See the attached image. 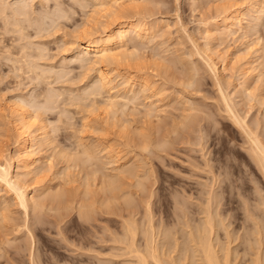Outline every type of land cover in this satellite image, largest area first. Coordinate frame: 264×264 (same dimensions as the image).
<instances>
[{
    "label": "rangeland",
    "instance_id": "obj_1",
    "mask_svg": "<svg viewBox=\"0 0 264 264\" xmlns=\"http://www.w3.org/2000/svg\"><path fill=\"white\" fill-rule=\"evenodd\" d=\"M57 1L0 0V164L3 162L2 165H6L11 157L12 163H9L12 166V176L21 175L24 171L26 176L23 173L18 176L22 177L20 184L22 183L23 187L28 186V189L26 187L24 189L30 192L27 191L29 197L30 194L39 195L40 199L37 197V200H41L37 209L35 203L30 201V207L26 212L16 202L14 191L9 189L8 193V189H5L0 182V188L5 189L4 192L0 190L2 207L0 213L4 212L3 216L0 214V264H135L133 259L119 257L122 246L115 243L117 234L121 235L122 232L120 217L122 214L127 215L126 199L122 198L130 192L127 197L131 198L129 201L132 207L137 208H133L135 219L138 222L146 221H144L146 215L143 207L146 201L151 200L150 209L156 226H161L163 230L169 229L172 238L175 239L172 241L177 240L179 243L183 242L184 235L189 231L185 225L189 223L194 227L204 221V210L211 204L210 200L213 201L209 210L212 211L218 224L217 241L219 240L222 245L221 248L216 246L219 255L223 257L229 251L231 264H255L254 261L259 254L263 259L260 264H264V175L256 164L254 155L256 147H253L255 143L253 144L252 141L256 129L254 133L257 132L260 136L256 135L263 141L258 138L264 149V58H262L264 50L261 51L264 49V15L259 13L264 11V0L126 1L125 5L137 6L136 10H141L142 13L147 9L143 15L134 12L129 14L133 17L135 15L138 20L143 18L142 23L150 27L152 33L149 32L146 42L142 40L143 43L133 35L134 38L132 37L133 40L129 42L128 48L122 51L127 53L125 56L127 58L123 59L130 61L132 58L134 61L125 63L121 58L122 63L118 62V65L114 63L102 66L103 71L113 80L110 86L111 94H119L116 103L114 102L115 110L112 104L109 106L110 109L107 108L110 95L106 91L105 94L103 92V95L101 94L102 97H108H105L106 107L100 102L104 98L100 100L101 96L99 98L96 95L95 97L98 98L96 100L94 95H90L98 82L93 80L95 66L90 70V64L83 58L73 61L76 54L71 44L73 35L76 34L74 30L78 34L82 30L95 29L96 32L93 31L95 34L91 33V30L90 35L94 34L93 36L97 37L103 35V31L113 28L114 21L104 24L106 22V17L103 18L104 14L100 12L97 14L99 9L97 10L91 3L88 4L89 6L86 5L84 0H79L80 5L73 6H63L60 4L61 0L59 4ZM86 6L88 7L85 8ZM21 7L22 9L25 7L23 11L28 13L25 17L20 15ZM63 10L65 14L63 18L57 19L52 16L54 13L59 15ZM234 10L244 14L241 30L236 26L232 29L233 33H228L227 36L221 35L224 27L221 23L223 12H234ZM130 15L117 22L126 18L135 20ZM258 15L263 18L260 19L261 23L257 21ZM102 26L108 28L103 30ZM253 27L255 28L252 29ZM39 47L43 53L40 52ZM127 51H130V55ZM211 64H214L212 68H216L211 69L217 70L215 75L214 71L212 73L209 69ZM224 65L226 71L223 69ZM36 70L38 74H34ZM122 76L135 77V85L138 88L140 87L138 81L145 78L149 80L148 83L153 90L144 92L134 87L135 91L139 92L138 97L134 100L128 99V101L127 98L124 100L126 84H123ZM260 77H263L261 81ZM216 78L221 81H217ZM85 89L89 92L86 93ZM142 91L143 94H140ZM85 94L89 95V98L86 97L89 101H85L87 100ZM51 95L57 98L53 100ZM78 96L85 99H77ZM129 96L133 97L132 93ZM226 96L230 98L227 101ZM42 97L47 99L43 101ZM137 99L138 103L135 102ZM20 100L27 102L23 108L32 114L28 112V115L32 117L34 115L35 118L31 121L30 132L33 136L40 135L33 149V159H36V163L31 175L24 169H18L22 144L12 111L23 105L20 104ZM154 100L155 104L149 109L156 111L159 108V110L157 114L154 112L157 117L153 119L152 111L150 112L152 115L148 116L147 106ZM155 105L156 107L153 108ZM229 105L236 109L234 107L230 109ZM232 109L237 110L235 112L239 114L235 116ZM229 112L240 118L241 122L244 118L245 122L250 123L248 127L251 128L246 127L247 130L244 131L242 127L236 125L238 119ZM112 114H116L115 117ZM229 114L232 115V120ZM82 118H85L84 121ZM42 126L47 127L37 132L36 129ZM120 126L125 127L126 130ZM246 131L249 133L247 134ZM45 132L48 138L44 135ZM42 142L45 144L43 145ZM106 145H111L115 152L101 151ZM85 149H90L93 156L98 155L94 156L92 165L84 154ZM99 159L103 160L104 165L110 164L104 167ZM123 165L128 166L127 168L131 167L130 169L142 178L145 190L136 186L137 178L134 176H125L124 186L122 184L124 187L122 190H125L119 191V196L117 190L113 192L114 195L116 194L114 196L106 188H101L100 174L94 175L95 171L99 168L109 176L116 175L117 168ZM96 176L100 178V182ZM89 178L95 181L89 183ZM22 180L26 183L23 184ZM93 182L96 183V187L93 186ZM83 186L87 193L82 190ZM98 190L101 192L99 193ZM53 193L61 197L59 202L52 199ZM108 193L109 203L106 202L109 199ZM42 194L45 195L43 198ZM150 194H152L151 198H147ZM209 194L213 195H211L213 200L208 196ZM117 197H120L118 201ZM104 198L106 203H103ZM12 199H15V204ZM42 201L45 208L42 207ZM57 206L61 208L59 211ZM78 208L81 210L78 211ZM82 210L84 212L80 213ZM89 210L90 213L93 212L91 215ZM86 212L89 217L84 219ZM26 213L29 214L26 216ZM88 219L90 220L87 221ZM31 228L37 230L33 229L34 232ZM177 252L172 254L176 260L179 257ZM188 263V261L183 262V264Z\"/></svg>",
    "mask_w": 264,
    "mask_h": 264
},
{
    "label": "bare ground",
    "instance_id": "obj_2",
    "mask_svg": "<svg viewBox=\"0 0 264 264\" xmlns=\"http://www.w3.org/2000/svg\"><path fill=\"white\" fill-rule=\"evenodd\" d=\"M85 2H86V5H88L89 3H91V4H93L96 8H97V10H98V13L97 14H99V12L100 13H102V15H103V18H105L106 17V22H104V24H107V22H113L114 21V27L112 28H109L110 30H108V31H103L102 33H104L103 35H101L100 33V35L99 36H93L94 34H95V32H96V30L94 29V30H92V32H91V30L89 29V31L86 29V30H82L81 31V33H78L77 34V31H75L74 30V32H76V34L75 35H73V40H71L72 42H71V44H72V50L75 52V54H76V56L74 57V59L75 60H73V61H77L78 59H85V61H86V59H87V62H88V64H90L89 66H90V70H92L93 68H94V66H95V69H93L94 71H95V73H94V76H93V80H96V81H98V82H96V81H94V82H96L97 84L95 85V84H93V85H95L94 87H93V90H92V92H91V96H93L94 95V97L97 95V97H99L100 98V96H101V98H100V100L102 99V98H104V100L102 99L100 102H101V105L103 106V107H106L105 105H107V108H109V106H111V104H112V107L114 108V110H115V106H116V102H115V100H117L119 97H118V95H114V94H111V88H110V86L113 84V80L109 77V74H107V73H105L104 71H103V69H102V66L103 65H105V64H117L118 62L120 63L121 61H122V59L123 58H127V57H125V56H127L124 52L122 53V51L123 50H126V48H128V45H129V42H131L133 39H132V37H133V35L136 37V38H138L139 40H144V42H146L145 41V39H147L148 38V36H149V32L151 31V30H149V28L147 27V25L144 23H142V20H143V18H142V20H141V18H139L140 20H138V19H136L135 18V15H134V17H133V15H130L129 13H132V12H134L135 14H141L142 13V11L140 10V11H138V10H136V8H137V6L135 7H133V6H127V5H125V3H126V1H133V0H84ZM58 2V4H59V0L57 1ZM81 1H79V0H61V3L60 4H63V6L64 5H66V6H68V5H70V6H73V5H80L81 3H80ZM83 2V1H82ZM84 2V3H85ZM83 3V4H84ZM264 3V2H263ZM264 5V4H263ZM27 6V5H26ZM69 6V7H70ZM81 6H85V5H81ZM89 6V5H88ZM88 6H86L85 8H87ZM59 7H61V5L60 6H58V9H59ZM68 7V8H69ZM94 7V10L96 9ZM7 8V7H6ZM11 8V7H10ZM9 8V9H10ZM25 8V7H24ZM23 8V9H24ZM140 8V7H139ZM262 8V7H261ZM23 9H22V7H21V12H20V15H24V16H22V17H25L26 16V14H28V13H26V12H24L23 11ZM82 9H84L83 7H82ZM138 9V8H137ZM140 9H142V8H140ZM259 9V8H258ZM264 9V8H263ZM20 10V9H19ZM19 10H16V11H18L19 12ZM62 10V9H61ZM73 10V9H72ZM93 10V11H94ZM97 10H96V12H97ZM256 11H257V9H255ZM259 10H261V9H259ZM258 10V11H259ZM147 11V9H144V12L142 13V15L145 13ZM55 12H57V11H55ZM64 12V10L61 12L60 11V14L58 15V14H53L52 16L53 17H56L57 19H61V18H63L64 16H65V14L63 13ZM52 13V12H51ZM67 13V12H66ZM256 13V12H255ZM259 13H261L262 15H264L263 13H264V11H263V13H262V11L260 12L259 11ZM16 14V13H15ZM68 14H69V12H68ZM19 15V14H18ZM127 15H130L131 16V18L133 17V19L135 18V20H132V19H129L128 18V20H127V18H126V20H124V21H121V22H117V20H122V18H125V17H127ZM261 15V16H262ZM49 16V15H48ZM48 16H46V17H48ZM50 16H51V14H50ZM243 16H244V14H241L240 12H238V11H235L234 10V12H228V11H225V12H223V15H222V18H221V23H223V25H224V27H222L223 28V30H222V32L220 33L221 35H224L225 36V34H226V36H227V34L228 33H231L233 30L232 29H234L233 27H235L236 28V26L241 30V28H242V25H241V22H242V18H243ZM18 17V16H17ZM142 17V16H141ZM144 17V16H143ZM258 17H259V15H258ZM50 18V17H49ZM66 18H68V17H66ZM70 18V17H69ZM138 18V17H137ZM257 18V17H256ZM55 19V18H54ZM56 19V20H57ZM260 19H263L262 17H259V19L257 18V21H258V23H261L260 22ZM50 20V19H49ZM255 20V19H254ZM253 20V21H254ZM256 21V22H257ZM20 22V21H19ZM19 22H17L16 23V25H18V23ZM50 22H51V20H50ZM57 23V22H56ZM56 23H54V25L56 24ZM255 23V22H254ZM257 23V24H258ZM14 24H15V22H14ZM21 24V23H20ZM110 24V23H109ZM15 25V26H16ZM22 25V24H21ZM53 25V24H52ZM102 25H103V23H102ZM111 25V24H110ZM254 24H252V26H253ZM256 25V24H255ZM260 25V24H259ZM20 26V25H19ZM51 26V25H50ZM112 26V25H111ZM251 26V25H250ZM17 27V26H16ZM20 27H22L21 29H23V26H20ZM55 27V26H54ZM57 27V26H56ZM85 27V26H84ZM106 27L108 28V26H102L101 28H103V30H105L106 29ZM15 28V27H14ZM82 28H83V26H82ZM81 28V29H82ZM151 28H153V26L151 27ZM255 27H253L252 29H254ZM37 29H38V27H37ZM41 29H42V27H41ZM85 29V28H84ZM19 30V29H18ZM23 30H25V29H23ZM22 30V31H23ZM79 30V29H78ZM17 31V30H16ZM44 31V30H43ZM93 31H95V32H93ZM235 31V30H234ZM237 31V30H236ZM256 31V30H255ZM39 32V31H38ZM88 32V33H87ZM90 32L91 33H94V34H91L90 35ZM36 33H37V31H36ZM41 33V32H40ZM150 33H152V32H150ZM233 33V32H232ZM96 35H98V33L96 34ZM220 35V36H221ZM223 37V36H222ZM134 38V37H133ZM220 38V37H219ZM72 39V38H71ZM152 39V38H151ZM224 39V38H223ZM135 40V39H134ZM222 40V39H221ZM137 41V40H136ZM140 41H138V43H139ZM258 42V41H257ZM137 43V44H138ZM142 43H143V41H142ZM145 44V43H144ZM131 45H132V43H131ZM139 45V44H138ZM146 45V44H145ZM144 45V46H145ZM139 46H141V45H139ZM41 47H39V49H40ZM139 48V47H138ZM37 49V48H36ZM137 49V48H136ZM42 49H40V52H42L41 51ZM131 50V49H130ZM261 50V49H260ZM264 49H262L261 51H263ZM136 51V50H135ZM139 50L137 49V52H138ZM261 51H260V57H262V53H261ZM33 52V51H32ZM119 52V53H118ZM128 52V51H127ZM264 52V51H263ZM43 53V52H42ZM129 54L128 55H130V51L128 52ZM135 52H133V54H134ZM27 54H28V52H27ZM74 54V55H75ZM125 54V55H124ZM24 55H25V53H24ZM34 55V54H33ZM37 55H38V52H37ZM135 55H137V53L135 54ZM135 55H134V57H135ZM140 55V54H139ZM138 55V56H139ZM30 56H32V55H30ZM39 56L40 55H38V58H39ZM25 57V56H24ZM36 57V56H35ZM132 57V54H131V56H130V58ZM30 58H32V57H30ZM41 58H43L42 57V55H41ZM73 58V57H72ZM122 58V59H121ZM139 58V57H138ZM262 58H264V57H262ZM128 59H129V57H128ZM34 60V59H33ZM35 60H37V59H35ZM121 60V61H120ZM123 60H125V63H127L129 60H127V59H123ZM133 59L131 58V60L130 61H132ZM135 60H136V58H135ZM31 61H32V59H31ZM72 61V60H71ZM81 61H84V60H81ZM80 61V62H81ZM127 61V62H126ZM129 61V62H130ZM134 61V60H133ZM17 62V61H16ZM87 62H85L86 64H87ZM124 62V61H123ZM128 62V63H129ZM136 63H137V61H135ZM139 62V61H138ZM15 63V62H14ZM26 63H28V62H26ZM75 63V62H74ZM122 63V62H121ZM30 64V63H29ZM29 64H28V66H29ZM37 66L39 65L38 63H35ZM81 64H82V62H81ZM86 64H83V66H86ZM137 64H139V63H137ZM224 64V63H223ZM32 65V64H31ZM91 65L93 66V67H91ZM118 65V64H117ZM208 65V64H207ZM212 65H214V64H211V66H210V68L209 69H211L212 68ZM31 67V66H30ZM97 67V68H96ZM208 67V66H207ZM215 67V66H214ZM226 66L224 65V70L226 71L227 70V68H225ZM35 67H33V69H34ZM37 68H39V67H37ZM86 68V67H85ZM92 68V69H91ZM32 69V68H31ZM30 69V70H31ZM36 69V68H35ZM212 69H216V68H212ZM211 69V70H212ZM223 70V71H224ZM252 70L253 71H255V69L254 68H252ZM35 71V70H34ZM213 71L214 70H212V73H213ZM216 71L217 70H215L214 71V75L215 74H217L216 73ZM92 72V71H91ZM51 73V72H50ZM34 74H38L37 73V70H36V73L34 72ZM48 74H49V71H48ZM42 75V74H41ZM40 75V76H41ZM119 76V75H118ZM258 76H259V74H258ZM263 76V75H262ZM39 77V76H38ZM42 77V76H41ZM254 77V76H253ZM59 78H61V77H59ZM122 78V80L124 81V83L123 84H126V89H125V96H123V95H121V97L123 96V97H125V99L124 100H126V98H127V100L128 99H132V100H134V99H136L137 97H138V95H137V93H139L138 91H141V90H143L144 92H148V90L149 91H152L153 89H151V85L148 83V81H147V79L145 80V78H144V80H139L138 81V79H137V81H138V85L140 86L139 88L135 85V83H136V81H135V77L133 78V76L132 77H126V76H122L121 77ZM142 78V77H141ZM257 78V77H256ZM261 79H260V81L262 80V78L263 77H260ZM39 79V78H38ZM92 79V78H91ZM140 79V78H139ZM217 79V78H216ZM258 79H259V77H258ZM44 80V79H43ZM122 81V82H123ZM217 81H219L218 79H217ZM221 81V80H220ZM219 81V82H220ZM259 80H257V82H258ZM259 81V82H260ZM93 82V83H94ZM256 82V83H257ZM191 83V82H190ZM218 85H220V83L218 84ZM217 85V86H218ZM242 86V85H241ZM89 87H90V85H89ZM92 87V86H91ZM134 87H137L138 89H140V90H138L137 92L135 91V89H134ZM243 87H244V84H243ZM242 87V88H243ZM245 88V87H244ZM87 89V88H86ZM86 89L84 90L85 92H86ZM90 90H91V88H89ZM88 89V90H89ZM220 89V88H219ZM221 89H223V88H221ZM220 89V90H221ZM220 90H218V91H220ZM243 90V89H242ZM246 90H247V88H246ZM104 91H106L107 93H109V95L110 96H108V97H106V98H108V103L106 104V101H107V99H105V97L103 96L102 97V92L105 94L106 92H104ZM143 91L142 92H140V94H143ZM58 92V91H57ZM87 92H89V91H87ZM86 92V93H87ZM222 92V93H221ZM220 93H221V95L223 94V91H221ZM244 92H245V90H244ZM50 93H53V92H50ZM132 93V95H133V97H130L129 95ZM243 93V92H242ZM54 94L55 95H57L56 94V92H54ZM53 94V95H54ZM102 94V95H101ZM46 95V94H45ZM44 95V96H45ZM48 95V94H47ZM53 95H51L52 97H53ZM59 95H61L60 93H59ZM59 95H58V97H59ZM86 95V96H85ZM84 96H85V98L86 97H88L89 95H87V94H85ZM127 95L130 97H127ZM140 96V95H139ZM223 96V95H222ZM221 96V97H222ZM225 96V95H224ZM262 96V95H261ZM97 97H95L96 98V100L98 99ZM143 97V96H142ZM153 97V96H152ZM227 97V98H226ZM225 97V99H226V101H227V99H230L229 98V96H226ZM43 98V97H42ZM48 98H50V96H48ZM54 98V97H53ZM55 98H57V97H55ZM55 98L53 99V100H55ZM80 99V98H82L83 100L85 99L84 97H77V99ZM89 98V97H88ZM262 98V97H261ZM47 99V97H44L43 98V101H45V100ZM51 99V98H50ZM76 98H75V101L77 100ZM87 99V98H86ZM94 99V98H93ZM143 99V98H142ZM146 99V98H145ZM149 99H150V97H149ZM257 99V98H256ZM263 99V98H262ZM95 100V99H94ZM114 100V101H113ZM132 100H131V102H132ZM140 100V99H139ZM223 100V99H222ZM259 100V99H258ZM50 101V100H49ZM48 100H47V102H49ZM56 101H57V99H56ZM85 101H89V99H87V100H85ZM85 101H83V102H85ZM102 101H104L105 102V104H103L102 103ZM129 101V100H128ZM127 101V102H128ZM150 101V100H149ZM229 101H231V100H229ZM260 101V100H259ZM262 101V100H261ZM20 102V104L22 103L23 105H21L19 108H17V110L15 109L14 111H12L13 112V114H14V117H15V123H16V129H17V131H18V137L20 138V142H21V144H22V150H21V158H20V160H19V168L18 169H24V170H26V172L28 173V174H30V173H32L33 171H34V169H33V166H35L34 164L36 163V159L34 160L33 159V154H34V147H35V145L37 144V139L40 137V135L38 134V135H36L35 134V136H33V133H31L30 132V125H31V121H32V119L33 120H35V118H34V115H33V117L31 116L32 114L28 111V110H24V105H25V102L24 101H19ZM92 102H93V100H92ZM99 102V103H100ZM115 102V103H114ZM118 102V101H117ZM135 102H137L138 103V99H137V101L135 100ZM232 102V101H231ZM27 103V102H26ZM55 103V102H54ZM94 103L96 104V102L94 101ZM93 103V104H94ZM113 103H114V105H113ZM137 103H134L135 105H140V103L139 104H137ZM162 103V102H161ZM226 103V102H225ZM18 104V103H17ZM16 104V105H17ZM29 104V103H28ZM48 104V103H47ZM85 104H87L86 102H85ZM118 104V103H117ZM128 104H129V102H128ZM141 104H143V102L141 103ZM148 104V103H147ZM146 104V105H147ZM153 104H155V100H154V102H150V105H148L147 106V113L149 114H147L146 113V120H147V118H148V116H151L152 114L150 113L151 111H152V113H153V115L154 116H152L153 117V119L154 118H156L157 117V111L159 110V108L156 110V111H153V110H150L149 109V107H152V105ZM156 104H157V102H156ZM230 104V103H229ZM19 105V104H18ZM234 105V104H233ZM26 106V105H25ZM82 106V105H81ZM100 106V105H99ZM143 106V105H142ZM17 107V106H16ZM118 107V106H117ZM139 107V106H138ZM141 107V106H140ZM156 107V105L153 107V108H155ZM226 107V106H225ZM224 107V108H225ZM229 107H230V105H229ZM232 107H234V106H231L230 107V109L232 108ZM85 108V107H84ZM132 108H133V106H132ZM136 108V111H137V106L135 107ZM146 108V106H144V109ZM235 108V107H234ZM86 109V108H85ZM105 110H109V109H106V108H104ZM103 109V110H104ZM112 109V108H111ZM118 109V108H117ZM236 109V108H235ZM49 110V109H48ZM161 110V109H160ZM165 110V109H164ZM163 110V111H164ZM233 110V109H232ZM82 111H83V109H82ZM85 111V110H84ZM111 111V110H110ZM109 111V112H110ZM113 111V110H112ZM134 112H135V110H133ZM145 111V110H144ZM235 111H237V110H235ZM234 110L232 111L233 113L235 112ZM30 113L31 115H28L27 113ZM114 112V111H113ZM154 112L156 113V114H154ZM232 112H229V113H231V114H233ZM27 114L26 116H23L24 114ZM106 113H108L107 111H106ZM106 113H104V114H106ZM115 113H118V112H115ZM145 113V112H144ZM143 113V114H144ZM158 113H160V112H158ZM226 113V112H225ZM140 114V113H139ZM163 114V113H162ZM227 116H228V110H227ZM231 114H229L230 116V118H231V120H232V115ZM237 114H239V113H236L235 112V116L237 115ZM107 115V114H106ZM110 115V114H109ZM116 115V114H115ZM115 115L114 114H112V116H114L115 117ZM145 115V114H144ZM148 115V116H147ZM156 115V116H155ZM233 116H234V114H233ZM234 116V117H235ZM241 115H239V117H240ZM87 117V116H86ZM114 117H112V119L114 118ZM123 117H125V116H123ZM158 117H159V114H158ZM242 117V116H241ZM106 118V117H105ZM150 119H152L151 117H149ZM228 118V117H227ZM83 119V121H84V119L85 118H82ZM108 119V118H107ZM123 119V118H122ZM235 119H238V120H236L237 122H235L236 123V125H239L240 127H242L243 128V130L244 129H246V127L247 128H251V127H248V124H249V126H250V123H247V122H245V120H244V118H243V120H242V122H241V120H240V118H236L235 117ZM110 120H111V118H110ZM106 121V120H105ZM109 121V120H108ZM118 121V120H117ZM122 121V120H121ZM120 121V122H121ZM158 121H159V119H158ZM239 121V122H238ZM232 122V121H231ZM234 122V121H233ZM44 123V122H43ZM83 123H86V122H83ZM118 123V122H117ZM242 123V124H241ZM119 124V123H118ZM234 126H235V124H233ZM125 126V125H124ZM44 126H42V127H39L38 129H36V131L38 130L39 132H40V130H45L46 129V127L47 126H45V128H43ZM124 128L125 129V127H123V126H120V128ZM245 127V128H244ZM127 128V127H126ZM254 128V127H253ZM252 128V129H253ZM123 129V130H124ZM248 129V130H249ZM255 129V128H254ZM126 130V129H125ZM241 130V129H240ZM247 130V129H246ZM256 130V129H255ZM255 130H254V132H255ZM37 131V132H38ZM47 131V130H46ZM245 131V130H244ZM250 131V130H249ZM253 131V130H252ZM252 131L250 132V134L252 133ZM247 132V131H246ZM253 132V134L255 135H252L251 137H253L254 136V138H252V141H253V144L255 143V145L253 146V144L251 145V146H253V147H256V149L254 150V148H252V150H254V155H255V157H256V164L259 166V168L261 169V171L260 172H262V175H264V149H263V147H262V145H261V139L259 138L260 136L259 135H257V132H256V134ZM49 133V132H48ZM242 133H243V135H244V132L242 131ZM249 132H247V134H248ZM42 135V134H41ZM44 135L45 136H47V132H45L44 133ZM43 135V136H44ZM259 136V137H257V136ZM250 137V136H249ZM250 137V138H251ZM47 138H48V136H47ZM188 138V137H187ZM261 140H259V139ZM262 138V137H261ZM41 139V138H40ZM42 140V139H41ZM263 142V141H262ZM43 143V142H42ZM49 143H50V141H49ZM45 143H43V145H44ZM160 144V143H159ZM41 146H42V144H40ZM86 147H87V145H85ZM160 146H161V144H160ZM159 146V147H160ZM84 147V146H83ZM99 147V146H98ZM161 147H163V145L161 146ZM85 148V147H84ZM91 148V147H90ZM144 148H145V146H144ZM143 148V149H144ZM251 148V147H250ZM92 149V148H91ZM104 149V150H103ZM101 151H110V152H115V149H113V147L111 146V145H106L105 146V148H103ZM84 150V149H83ZM95 150H98V149H95ZM146 150H147V148H146ZM251 150V149H250ZM92 151L89 149V150H87V149H85V151H84V154L85 155H87V159L88 160H90L91 162H90V164L92 165L93 163H92V160L95 158L94 156L95 155H97V154H95L94 156H93V154L91 153ZM96 152V151H95ZM109 152V153H110ZM97 153H100L99 151H97ZM251 153V155H253V153L252 152H250ZM36 154V153H35ZM116 154V153H115ZM117 154H118V152H117ZM116 154V155H117ZM79 155V154H78ZM115 155V156H116ZM98 156V155H97ZM110 156H112L111 154H110ZM109 156V157H110ZM118 156V155H117ZM84 157H86V156H84ZM101 156H99V158H100ZM114 157V156H113ZM119 158V157H118ZM252 159H253V157H251ZM80 159V158H79ZM79 159H77V160H79ZM83 159H85V158H83ZM96 159H97V157H96ZM100 159H102V158H100ZM99 159V160H100ZM112 159V158H111ZM113 160V159H112ZM12 161V159H11V157H10V161H8V162H6V165H2L3 164V162H2V164H0V182L2 183V185H3V187H5V189H8V193H9V189L10 190H12V191H14L13 192V194L15 193V199H17V201L16 202H18L19 203V205L22 207L21 209H24L26 212H27V209L30 207L29 206V202L30 201H32V202H34L35 203V206H36V209H37V207H39V202L41 201V200H39L40 198H39V195L38 196H36V195H34V194H30L31 196L29 197L28 196V194H27V191H26V189H24V187H28V186H22L21 184H20V178L22 179V177H18L20 174V172L18 173L19 175H17L16 177H14V176H12V172H11V164L10 163H12L11 162ZM75 161V160H74ZM86 161V160H85ZM96 161L97 160H95V163H96ZM101 161V162H100ZM100 161H98V162H100V163H102V161L103 160H100ZM106 161V160H105ZM109 161V160H108ZM4 162V163H5ZM10 162V163H9ZM75 163V162H74ZM80 163V162H79ZM84 163H86V162H84ZM105 163V162H104ZM76 164V163H75ZM103 164V163H102ZM107 164H110V163H107ZM107 164H103L104 165V167L107 165ZM116 164V163H115ZM134 164V163H133ZM255 164V165H256ZM84 165H86V164H83V166ZM87 165H88V162H87ZM94 165H96V164H94ZM18 166V165H17ZM258 166H257V168H258ZM37 167V166H36ZM82 167V166H81ZM86 167V166H85ZM91 167V166H90ZM118 167V166H117ZM128 167V166H127ZM127 167H125V165H123V166H121V168H117V173H116V175H113V174H111V176H109L108 175V173L106 174V173H104L105 171H100L99 170V168L97 169L98 171H95V173H94V175H98V174H100L99 175V177L101 178V180H102V185H101V188H106V190H108V191H110L112 194H113V192L115 191V190H117L116 192L118 193L119 191H123V190H125V189H123L122 190V188H124L123 186H124V184H123V179L125 178V176H128V177H132V176H134L135 178H137V182L135 183L136 184V186L137 187H142L143 189L145 188L144 186V184H143V182L141 181V179L142 178H140V177H138V175H136V172H134V170H131L130 168L131 167H129V168H127ZM136 167H138V166H136ZM83 168V167H82ZM87 168H89V167H87ZM95 168V167H94ZM103 169V168H102ZM259 169V170H260ZM37 170V169H36ZM92 170H93V166H92ZM21 171V170H20ZM23 171V170H22ZM21 171V172H22ZM40 171V170H39ZM42 171V170H41ZM136 171V170H135ZM37 172H38V170H37ZM89 172H90V169H89ZM94 172V171H93ZM23 174H25L24 173V171L22 172ZM22 173H21V175H22ZM40 173V172H39ZM87 174H88V172H86ZM92 173V172H91ZM115 173V172H114ZM87 174L85 175V176H87ZM20 175V176H21ZM31 175V174H30ZM92 175H93V173H92ZM25 176H26V174H25ZM28 178H29V176H27ZM97 178H98V176H96ZM24 178V177H23ZM35 178L36 177H34V180H35ZM86 178H88V177H86ZM100 178H98L97 180L99 181V179ZM134 178V179H135ZM90 179V178H89ZM89 179H87V180H89ZM92 179V178H91ZM91 179L89 180V183H90V181H91ZM25 180V179H24ZM33 180V179H32ZM85 181V183H87L88 181ZM100 180V181H101ZM92 181H95V179L94 180H92ZM91 181V182H92ZM99 181V182H100ZM22 182H23V180H22ZM31 182V181H30ZM0 183V184H1ZM26 183V182H25ZM24 182H23V184H25ZM84 183V182H83ZM30 184V183H29ZM82 184V183H81ZM96 183H94L93 182V186L95 185ZM122 184H123V186H122ZM83 185V184H82ZM86 185V189H87V185H88V183L87 184H85ZM81 186V185H80ZM98 186H99V184H98ZM97 186V187H98ZM103 186V187H102ZM134 186V185H133ZM92 187V186H91ZM95 187H96V185H95ZM84 186H83V189L82 190H84ZM100 188V189H101ZM4 189V190H5ZM28 189V188H27ZM48 189V188H47ZM86 189L84 190L85 191V193H87L86 192ZM103 189V191H102V193L103 192H105V190ZM0 190H3V189H1L0 188ZM4 190H3V192H4ZM89 190V189H88ZM145 190V189H144ZM12 191H11V193H12ZM35 191V190H34ZM84 191H82V194H83V192ZM99 191V190H98ZM29 192V191H28ZM45 192V191H44ZM43 192V193H44ZM58 192L60 193V190H58ZM57 191H56V193H58ZM101 191H99V193H100ZM109 192V193H110ZM120 192V193H121ZM30 193V192H29ZM32 193H33V191H32ZM55 193V192H54ZM53 193V194H54ZM89 193H90V190L88 191V195H89ZM109 193H108V198H109ZM127 193V192H126ZM126 193L124 194V195H126ZM210 193H211V190H210ZM36 194V193H35ZM37 194H40V193H37ZM47 194V193H46ZM48 194H50V193H48ZM63 194H65V193H63ZM62 194V195H63ZM107 194V193H106ZM122 194V193H121ZM131 194V192L130 193H128V195H130ZM10 195V194H9ZM43 195L44 194H42L41 195V197L43 198ZM85 195V198H86V194H84ZM103 195H104V193H103ZM102 195V196H103ZM114 195V194H113ZM112 195V196H113ZM127 195V196H128ZM212 195V194H211ZM210 194L208 195L209 197H211V199H212V196H211ZM11 196V195H10ZM13 196V195H12ZM45 196V195H44ZM48 196H50V195H47V197ZM66 196V195H65ZM114 196H116V194L114 195ZM114 196L112 197V200H114L113 198H114ZM118 196H119V193H118ZM127 196H124V198H122V199H126V203H125V206H126V204H127V206H128V208L125 210V212H126V214L127 215H125V216H123V214L121 215V219H122V221H121V225H120V227H121V235H119V234H117L118 235V237H117V241H115V243H119V244H121V246L123 247H121L120 248V250L122 251L121 252V254L119 255V257L121 256V257H127V259L128 258H130L131 260L133 259V260H135V262L133 261V263H135V264H183V262L184 261H188L189 263L188 264H231V262H230V260H229V251L225 254V256H223V257H221L220 255H219V251L216 249V246H221L222 247V245H221V243L219 242V240L217 241V238H218V236H217V233H216V226L218 225V224H216V221H215V217H214V215H213V213H212V211L211 210H209V206H212L213 205V201H211L210 200V203L211 204H209V206H207V208L204 210V214H205V219H204V221H202L200 224H198V225H195L194 227L193 226H191L189 223L188 224H186L185 226H186V228H188L189 229V231H187V233H186V235H184V239H183V242L182 243H179L177 240H176V242L175 241H172V237H173V235H172V233L169 231V229L168 230H163L162 228H161V226H156V224H155V222H154V220H153V214H152V212H151V209H150V207H151V200H148V201H146V204H145V207H143V208H145V215H146V219H145V217H144V221L145 222H142V220H141V222H138L136 219H135V209L133 210V208H136V207H132L133 205H131V201H129V200H131V198L130 197H127ZM151 196H152V194H150L149 196H147V198L148 197H150L151 198ZM37 197L39 198L38 200H37ZM51 197H52V199L53 200H58V202H59V200L61 199V197L59 196V195H51ZM126 197V198H125ZM132 197V196H131ZM11 198V197H10ZM50 198V197H49ZM100 198H101V196H100ZM107 198V197H106ZM146 198V199H147ZM15 199H12V201H14L13 203L15 204ZM46 199V198H45ZM65 199V198H64ZM118 199H120V197L118 198L117 197V201H118ZM146 199H143V200H146ZM214 199V198H213ZM212 199V200H213ZM53 200H51V203H53ZM83 200V199H82ZM87 200H88V198H87ZM87 200H85V202H87ZM110 200V198L108 199V200H106V202H108ZM209 200V199H208ZM38 201V202H37ZM65 201V200H64ZM84 201V200H83ZM217 201V200H216ZM5 202V201H4ZM85 202H84V204H85ZM89 202V201H88ZM105 202V198H104V202L103 203H106ZM142 202V201H141ZM145 202V201H144ZM209 202V201H208ZM213 202V203H212ZM50 203V204H51ZM60 203H62V202H60ZM109 203V202H108ZM178 203H180V202H178ZM41 204H42V207H44L45 208V206H43V201L41 202ZM44 204H46V203H44ZM48 204V203H47ZM63 204H65V202L63 203ZM77 204H79V202L77 203ZM91 204V203H90ZM142 204H143V202H142ZM4 205V204H3ZM55 205H57V204H55ZM81 205H82V201H81ZM131 205V206H130ZM207 205H208V203H207ZM48 206V205H47ZM52 206V205H51ZM58 206H59V204H58ZM58 206H57V208H58ZM60 206H63V205H60ZM84 206V205H83ZM83 206H80V207H82L83 209H84V207ZM90 206V205H89ZM0 207H1V204H0ZM4 207H5V205H4ZM9 207V206H8ZM52 207H54V205L52 206ZM56 207V206H55ZM109 207V206H108ZM130 207L132 208V209H130ZM43 208V209H44ZM60 208V207H59ZM59 208L57 209V211H59ZM211 208V207H210ZM1 209H2V207H1ZM33 209H35V208H33ZM39 209V208H38ZM42 209V210H43ZM52 209V208H51ZM54 209V208H53ZM56 209V208H55ZM61 209V208H60ZM79 209V208H78ZM137 209V208H136ZM65 210V209H64ZM81 210V208L78 210V211H80ZM90 210H92L91 208H90ZM90 210L88 211L89 212V214L91 215V213H93V212H91L90 213ZM5 211H8V210H5ZM10 211V210H9ZM30 211V210H29ZM32 211V210H31ZM34 211H36V210H34ZM33 211V212H34ZM39 211V210H38ZM84 211H86V209H84ZM83 210H82V212H80V213H83L84 212ZM137 211V210H136ZM1 212V211H0ZM32 212V213H33ZM4 212H2V213H0L2 216L4 215L3 214ZM7 213V212H6ZM87 213V212H86ZM121 213V212H120ZM137 213V212H136ZM29 214V213H28ZM27 213H26V216L28 215ZM38 214V213H37ZM41 214H42V211H41ZM89 214L87 213V214H84V216H83V218L84 217H86V218H88L89 217ZM7 215V214H6ZM5 215V216H6ZM40 215V214H39ZM63 215V214H62ZM82 215V214H81ZM120 215V214H119ZM143 215V214H142ZM1 216V217H2ZM7 217V216H6ZM30 217V216H29ZM92 217V216H91ZM93 217H95V216H93ZM119 217V216H118ZM5 218V217H4ZM36 218H38V217H36ZM41 218H42V216H41ZM2 219V218H1ZM29 219V218H28ZM82 219V218H81ZM85 219V218H84ZM26 220V219H25ZM90 219H88L87 221H89ZM93 220H94V218H93ZM29 221V220H28ZM36 221V220H35ZM61 220H59V222H60ZM86 221V220H85ZM0 222H1V220H0ZM38 222V219H37V221H36V223ZM42 222V221H41ZM40 222V223H41ZM44 222V221H43ZM42 222V223H43ZM93 222V221H92ZM25 223V222H24ZM85 223V222H84ZM39 224V223H38ZM32 225V224H31ZM41 226V225H40ZM24 227V226H23ZM32 227H34V226H32ZM36 227V226H35ZM38 228V227H37ZM37 228H33V229H36L37 230ZM32 229V228H31ZM32 229V230H33ZM166 229V228H165ZM28 230V229H27ZM171 230V229H170ZM34 231V230H33ZM120 231V230H119ZM172 231V230H171ZM35 232V231H34ZM33 232V233H34ZM174 232V231H173ZM29 233V232H28ZM27 233V234H28ZM173 234H175V233H173ZM30 235V234H29ZM172 235V236H171ZM183 236V235H182ZM32 237V236H31ZM30 237V238H31ZM140 237H142L141 239H140ZM175 237V236H174ZM216 237V238H215ZM173 240H175V239H173ZM83 241V240H82ZM170 241H172V242H170ZM175 242V243H174ZM260 242V241H259ZM172 243H174V244H172ZM120 246V245H119ZM20 247V246H19ZM28 247V246H27ZM32 247V246H31ZM180 247V248H179ZM220 247V248H221ZM177 248H179L178 250V252H177ZM20 249V248H19ZM31 250V249H30ZM33 250V249H32ZM31 250V251H32ZM21 251V250H20ZM17 252V251H16ZM23 252V251H22ZM27 252V251H26ZM34 252V251H33ZM174 252H177L178 254H179V257H177V260L175 259V258H173L172 257V254L174 253ZM25 253V252H24ZM177 254V255H178ZM12 255V254H11ZM28 255V254H27ZM19 256V255H18ZM21 256V255H20ZM32 256H33V254H32ZM31 256V257H32ZM258 257H257V259L254 261V263L255 264H260V262H262V256L261 255H257ZM13 257V256H12ZM16 257V256H15ZM27 257H30V256H27ZM30 257V258H31ZM41 257V256H40ZM21 258V257H20ZM35 258V257H34ZM9 259V258H8ZM14 259H16V258H14ZM13 259V260H14ZM29 259V258H28ZM11 260V259H10ZM38 260V259H37ZM40 260H41V258H40ZM9 261V260H8ZM15 261V260H14ZM16 261H18V260H16ZM35 261V260H34ZM33 261V262H34ZM23 262V261H22ZM5 263H7L6 261H5ZM10 263H11V261H10ZM12 263H13V261H12ZM17 263V262H16ZM110 263V262H109ZM9 264V263H8ZM20 264V263H19ZM35 264V263H34Z\"/></svg>",
    "mask_w": 264,
    "mask_h": 264
}]
</instances>
